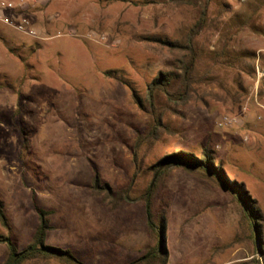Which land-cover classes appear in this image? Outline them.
I'll use <instances>...</instances> for the list:
<instances>
[{"label":"rangeland","instance_id":"374dc122","mask_svg":"<svg viewBox=\"0 0 264 264\" xmlns=\"http://www.w3.org/2000/svg\"><path fill=\"white\" fill-rule=\"evenodd\" d=\"M5 1L23 3L3 12L27 19L34 35L0 21V203L10 225L0 223V237L25 248L40 206L52 211L47 244L83 264H127L155 243L141 200L151 188L166 222L165 264H264L226 181L172 166L154 188L158 172L148 170L171 151L209 146L264 216V79L256 86L253 70L264 58V0ZM205 4L191 97L175 103L156 92L152 108L147 84L182 58L159 39L184 43ZM95 172L113 190L129 186L134 200L111 210L92 194ZM7 252L0 241V264Z\"/></svg>","mask_w":264,"mask_h":264},{"label":"trees","instance_id":"16d2710c","mask_svg":"<svg viewBox=\"0 0 264 264\" xmlns=\"http://www.w3.org/2000/svg\"><path fill=\"white\" fill-rule=\"evenodd\" d=\"M207 23V7L206 4L201 7L200 19L188 30L184 43L177 40L159 39L171 51H178L182 54V58L177 61L176 72H157L150 80L146 87L147 101L154 108V96L156 92L163 93L166 98L175 103L186 102L193 93V84L197 82L194 77V68L196 61V50L193 45V38L197 36L201 29ZM107 78L124 81L121 72L115 70H107L104 72ZM178 82L177 89L172 91V82ZM192 92V93H191ZM132 98L136 104L142 106V99L138 95L137 90L132 88ZM197 153L195 151L184 152L181 150L166 153L157 161L150 162L148 170L153 173L158 172L157 179L153 185L155 188L157 183L167 174L168 169L172 166H178L188 173L198 174L203 178L219 184L222 179L226 181L220 186L226 190L241 206L244 216L248 222L250 237L255 239L257 251L264 254L263 245H261V228L264 216L256 201L250 196L242 183L236 181H228L224 177L223 159L217 154V151L209 146H203ZM140 170V162L135 161ZM225 172V171H224ZM90 188L92 194L99 197L100 200L111 210L115 209L121 202H131L134 199L130 196L129 186L118 190L111 189L107 184L102 183L99 175L95 172ZM153 189L148 188V194L144 195L141 200L144 202L147 227L154 234L155 243L152 248L147 249L145 254L134 261L127 264H165L166 250L162 242L165 233V217L163 214L153 212L152 195ZM38 224L33 232L30 242L23 249H18L17 244L10 237H0V241L7 246L8 252L3 264H23L27 261L37 259L53 258L66 264H83L79 262L69 249H61L46 243L47 233L52 229L50 215L52 211L38 206L36 208ZM0 223L9 229L8 217L4 212L0 203ZM255 261H253L254 263ZM255 264H261L258 261ZM263 264V263H262Z\"/></svg>","mask_w":264,"mask_h":264},{"label":"built area","instance_id":"2783aa9c","mask_svg":"<svg viewBox=\"0 0 264 264\" xmlns=\"http://www.w3.org/2000/svg\"><path fill=\"white\" fill-rule=\"evenodd\" d=\"M17 9H23V3L15 5L11 1L0 0V21L12 25V27L22 33L34 35V30L29 26V21L25 18L20 19L18 22H15L11 19V16L4 14V10L9 11V13L14 14V11ZM254 78L256 86L261 80L264 79V58L259 54L255 56L253 62ZM227 120V119H226ZM230 122L225 121L224 124H229Z\"/></svg>","mask_w":264,"mask_h":264}]
</instances>
